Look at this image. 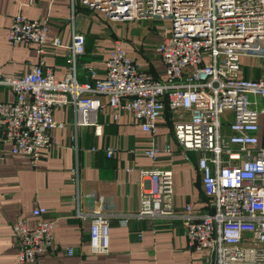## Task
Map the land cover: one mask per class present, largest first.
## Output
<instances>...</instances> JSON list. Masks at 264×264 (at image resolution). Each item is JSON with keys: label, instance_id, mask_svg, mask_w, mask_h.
I'll list each match as a JSON object with an SVG mask.
<instances>
[{"label": "built area", "instance_id": "obj_1", "mask_svg": "<svg viewBox=\"0 0 264 264\" xmlns=\"http://www.w3.org/2000/svg\"><path fill=\"white\" fill-rule=\"evenodd\" d=\"M117 22L160 19L168 22L156 51L165 65L158 80L132 59L122 39L105 61L106 72L93 82L76 78L86 38L75 32L67 75L56 78L46 66L48 21L13 16L7 31L11 45L33 44L38 64L23 75L0 74L11 87L14 102H0V127L11 143V154L38 159L55 142V108L73 106L77 123H89L108 98L114 119L128 113L154 136L168 109L173 133L186 151L198 153L207 203L213 211L198 215L192 204L177 213L173 171L150 173L155 187L142 185L136 218H181L188 245L205 250L213 264H264V74L241 76L242 57L264 58V0H80ZM53 47L61 46L56 37ZM92 74L95 72L92 70ZM227 124L228 128L224 129ZM164 151L171 152L167 144ZM113 150H108L110 157ZM143 152L156 159L159 148ZM45 207H36L34 225L25 218L12 225L19 263L35 262L53 249L55 221L46 220ZM127 219H123L126 221ZM111 217L95 211L91 220V251L110 249ZM69 254L74 248H66Z\"/></svg>", "mask_w": 264, "mask_h": 264}, {"label": "crops", "instance_id": "obj_2", "mask_svg": "<svg viewBox=\"0 0 264 264\" xmlns=\"http://www.w3.org/2000/svg\"><path fill=\"white\" fill-rule=\"evenodd\" d=\"M19 12L48 21L45 63L58 79L70 71L75 32L86 38L85 53L76 66L79 82L105 75V61L119 38L141 69L158 80L165 78L156 47L168 22L164 27L158 25L160 19L117 22L80 0H0V74L23 75L40 61L33 44L11 45L7 40L13 16ZM56 37L61 39L59 47L52 45ZM254 59L264 60L242 57L241 76H263ZM15 97L11 87L0 84V102H14ZM100 99L102 108L89 123L76 122L73 106L55 108L54 120L63 126L51 131L55 145L45 148L36 160L11 154V143L0 127V264H213L205 250L189 247L181 218L135 217L142 185L154 188L150 173L161 168L173 171L177 213L188 204L198 215L213 211L202 184L198 153L186 152L178 144L172 115L165 112L160 117L153 136L131 114L121 113L114 119L108 98ZM153 137L159 148L156 159L143 152ZM167 144L170 153L164 151ZM108 150L114 151L110 157ZM38 206L47 208L46 220L55 221L54 246L35 262L19 263L12 225L19 218L34 225L33 210ZM95 211L111 217L110 249L105 254L94 253L90 247ZM68 247L74 248L73 254L67 252Z\"/></svg>", "mask_w": 264, "mask_h": 264}, {"label": "rangeland", "instance_id": "obj_3", "mask_svg": "<svg viewBox=\"0 0 264 264\" xmlns=\"http://www.w3.org/2000/svg\"><path fill=\"white\" fill-rule=\"evenodd\" d=\"M166 24H167V22H165V21H159V23H158V25H161V27L162 26L164 27ZM254 60H255L254 64H255L256 68L259 69V67H261V69L264 73V60H262V59H260V60L254 59Z\"/></svg>", "mask_w": 264, "mask_h": 264}, {"label": "trees", "instance_id": "obj_4", "mask_svg": "<svg viewBox=\"0 0 264 264\" xmlns=\"http://www.w3.org/2000/svg\"><path fill=\"white\" fill-rule=\"evenodd\" d=\"M165 112L168 113L169 112L168 109Z\"/></svg>", "mask_w": 264, "mask_h": 264}]
</instances>
